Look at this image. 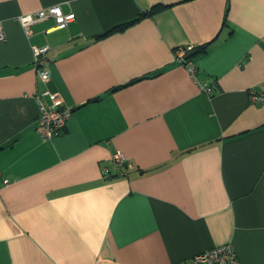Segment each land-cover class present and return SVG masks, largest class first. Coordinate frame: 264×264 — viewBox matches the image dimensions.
Returning <instances> with one entry per match:
<instances>
[{
    "label": "crops",
    "instance_id": "1",
    "mask_svg": "<svg viewBox=\"0 0 264 264\" xmlns=\"http://www.w3.org/2000/svg\"><path fill=\"white\" fill-rule=\"evenodd\" d=\"M54 6L74 21L23 32ZM0 28V264H185L228 244L264 264V104L248 98L264 0H0ZM188 46L194 78L174 58ZM45 93L72 109L50 141ZM115 152L134 168L116 174Z\"/></svg>",
    "mask_w": 264,
    "mask_h": 264
},
{
    "label": "built area",
    "instance_id": "2",
    "mask_svg": "<svg viewBox=\"0 0 264 264\" xmlns=\"http://www.w3.org/2000/svg\"><path fill=\"white\" fill-rule=\"evenodd\" d=\"M75 16L72 13L64 14L59 6L49 7L36 13L26 14L17 18V22L26 35H30V28L39 22L52 20L57 29H65L72 23ZM4 40V35L0 28V42ZM195 50L188 46L176 49L174 52L175 61L181 65L192 78L195 76V67L187 59V55ZM48 47L37 49L34 54V65L38 78L42 82H47L49 73L45 64V55ZM44 59V60H43ZM199 90L206 95H211L212 89L207 85H199ZM48 98V103L43 102L42 97ZM249 102L255 105L264 104V92L251 89L248 92ZM34 100L38 108V115L35 121V133L43 141H50L59 137L64 131L67 122L72 117V109L63 105L62 100L56 94L45 93L35 95ZM111 163L116 174H121L123 169L132 170L134 166L127 161L120 152L111 155ZM104 174H107L104 171ZM0 183L2 187L9 186L10 182L2 179L0 173ZM185 264H238L235 251L231 244L213 248L202 254L195 256Z\"/></svg>",
    "mask_w": 264,
    "mask_h": 264
},
{
    "label": "trees",
    "instance_id": "3",
    "mask_svg": "<svg viewBox=\"0 0 264 264\" xmlns=\"http://www.w3.org/2000/svg\"><path fill=\"white\" fill-rule=\"evenodd\" d=\"M153 11H157V9H156V8H154V9H153ZM153 11H151V12H150V14H151Z\"/></svg>",
    "mask_w": 264,
    "mask_h": 264
},
{
    "label": "water",
    "instance_id": "4",
    "mask_svg": "<svg viewBox=\"0 0 264 264\" xmlns=\"http://www.w3.org/2000/svg\"><path fill=\"white\" fill-rule=\"evenodd\" d=\"M192 55H193V53H192V54H190V55H189V57H191Z\"/></svg>",
    "mask_w": 264,
    "mask_h": 264
}]
</instances>
